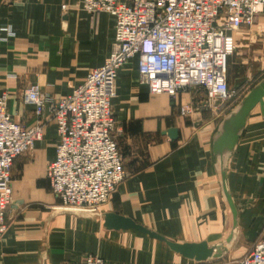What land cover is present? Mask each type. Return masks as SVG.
<instances>
[{"label":"crops","instance_id":"1","mask_svg":"<svg viewBox=\"0 0 264 264\" xmlns=\"http://www.w3.org/2000/svg\"><path fill=\"white\" fill-rule=\"evenodd\" d=\"M80 1L0 0V28L11 24L15 33L6 37L0 30V94L8 92V110L16 122L31 126L36 120L35 106L22 99L30 84L64 97L109 57L116 17L82 10ZM258 17L250 29L235 34L236 41L244 32L252 36L262 29L264 11ZM138 60L136 55L119 69L112 100L127 178L97 212L65 211L46 175L59 138L57 125L48 123L34 149L14 160L13 201L5 215L8 229L0 242V264H76L91 253L112 264H230L264 238L260 105L249 114L232 152L220 158L214 140L223 120L247 95L220 111L203 105L200 88L175 98L153 94L140 81ZM188 103L195 110L184 116L180 107ZM171 128L178 129L176 138L168 135ZM224 182L238 214L230 243L226 239L234 217ZM105 212L130 217L173 241H208L224 244L227 251L206 261L189 259L135 229L105 228Z\"/></svg>","mask_w":264,"mask_h":264},{"label":"built area","instance_id":"2","mask_svg":"<svg viewBox=\"0 0 264 264\" xmlns=\"http://www.w3.org/2000/svg\"><path fill=\"white\" fill-rule=\"evenodd\" d=\"M80 8L116 17L113 49L104 64L61 98L38 83L26 87L22 99L35 106L31 126L15 121L8 110V92L0 94V242L13 201L14 160L34 149L48 123L57 125L59 138L46 175L62 207L97 212L127 178L112 100L119 69L136 55L140 81L151 93L175 98L200 88L205 92L203 105L220 111L231 107L235 90L228 64L237 46L235 34L254 25L264 0H81ZM0 30L6 37L15 35L11 24ZM194 110L193 103L180 107L184 116ZM76 264L112 263L91 253ZM230 264H264V238Z\"/></svg>","mask_w":264,"mask_h":264},{"label":"water","instance_id":"3","mask_svg":"<svg viewBox=\"0 0 264 264\" xmlns=\"http://www.w3.org/2000/svg\"><path fill=\"white\" fill-rule=\"evenodd\" d=\"M260 105L262 112L264 113V78H262L247 94V96L239 102L235 108L231 111L229 116H227L221 125L220 132L214 140V153L220 158H225L237 145L241 132L243 131L248 116L251 111ZM171 138H176L178 129L171 128L167 131ZM226 172H223V180L225 181ZM224 194L231 207L233 217H234V228L226 239L227 243H230L234 236V230L238 225V214L237 209L232 199V195L228 191L226 184L224 182ZM68 212H80L73 209H65ZM104 217V227L107 229L114 230H128L135 229L139 232L145 233L152 238L161 240L165 242L168 247L181 254L182 256L194 259L196 261H206L213 257H221L227 248L222 244L221 246L215 244H209L208 241L201 242H177L167 237L149 229L148 227L136 222L134 219L121 215L115 212H105Z\"/></svg>","mask_w":264,"mask_h":264},{"label":"rangeland","instance_id":"4","mask_svg":"<svg viewBox=\"0 0 264 264\" xmlns=\"http://www.w3.org/2000/svg\"><path fill=\"white\" fill-rule=\"evenodd\" d=\"M258 21L259 17L254 25ZM243 34L237 40L236 49L230 56L228 64L230 87L235 90V102L242 100L259 79L264 77V23L262 29L252 31V36L250 31ZM240 76L244 78L239 79ZM58 201L62 205L59 199Z\"/></svg>","mask_w":264,"mask_h":264}]
</instances>
